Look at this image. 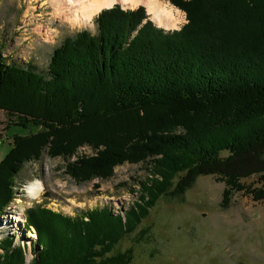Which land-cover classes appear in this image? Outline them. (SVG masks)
<instances>
[{"label": "trees", "instance_id": "obj_1", "mask_svg": "<svg viewBox=\"0 0 264 264\" xmlns=\"http://www.w3.org/2000/svg\"><path fill=\"white\" fill-rule=\"evenodd\" d=\"M166 1L185 14L179 30L156 28L141 6L115 5L96 15L95 34L55 46L45 71L0 56L6 128L30 130L11 137L0 161V216L15 200L17 173L43 154L65 160L77 184L149 158L161 179L124 214L109 205L69 216L32 204L23 212L24 232L35 236L31 264H130L131 250L115 253L116 245L147 217L143 207L174 196L188 175H221L224 205L233 192L264 200V0ZM83 147L93 155L77 156ZM12 244L0 240V264H25V247Z\"/></svg>", "mask_w": 264, "mask_h": 264}, {"label": "rangeland", "instance_id": "obj_2", "mask_svg": "<svg viewBox=\"0 0 264 264\" xmlns=\"http://www.w3.org/2000/svg\"><path fill=\"white\" fill-rule=\"evenodd\" d=\"M159 1L166 3L175 16V11H179L177 24L158 25L147 13L144 3L133 6L134 9L143 7L146 20L156 28L166 32L179 30L186 23L185 14L169 1ZM117 4L130 8L116 0L102 9ZM204 5H207L206 0ZM201 15L209 18L208 10ZM64 16L56 11L53 0H0V56L7 64H30L45 71L52 49L65 38L82 30L96 32L95 15L88 22L78 20V25L74 26ZM29 131L15 126L7 129L5 116L0 111V161L10 148L11 137L24 136ZM90 155L93 152L86 147L77 152V156ZM227 155V152L219 154L220 157ZM154 161L155 158H149L137 164L123 163L114 168L113 176L107 180L94 179L77 184L65 175V160L43 154L39 161L24 164L16 175L15 200L0 216V240L13 237L12 245L24 246V263L31 264L34 256L30 245L35 236L32 231V234L25 233L21 225L26 208L43 203L54 211L74 216L77 211L110 205L113 213L124 214L137 205L141 197L147 201L142 190L145 186L161 180L154 171ZM241 164L244 169L248 166L242 162L235 166ZM233 173L247 176L249 172ZM220 176L200 175L193 179L188 175L186 185L178 193L176 190L174 196L163 195L153 207H143L147 209V217L133 234L116 245L114 252L131 250L130 264H264V200L254 202L242 192H233L228 204L224 205L225 184ZM177 181L179 178L174 176L172 185L175 187L172 188H176ZM35 182L42 188L36 198L26 190ZM240 182L253 188L261 186L254 173Z\"/></svg>", "mask_w": 264, "mask_h": 264}, {"label": "bare ground", "instance_id": "obj_3", "mask_svg": "<svg viewBox=\"0 0 264 264\" xmlns=\"http://www.w3.org/2000/svg\"><path fill=\"white\" fill-rule=\"evenodd\" d=\"M116 0H53L55 4L56 11L59 15H65L64 18L68 20L72 26L78 25V20L80 22H88L92 20L93 15H98L104 7L109 6V3H113ZM122 4L130 5L129 7H124L119 4L123 9H134V4L144 3L147 13L151 15L152 19L161 26L170 27L172 23L177 24L178 19L176 16L179 14V11L176 10V16L174 15L172 9L168 7L166 3H163L159 0H117ZM115 6V5H114ZM113 7V6H112ZM111 8V7H109ZM106 8V9H109ZM137 8V7H136ZM58 9V10H57ZM65 12L67 14H65ZM77 18H75V17ZM27 193L31 197H38L40 191L42 190L39 182L31 183L27 188Z\"/></svg>", "mask_w": 264, "mask_h": 264}, {"label": "built area", "instance_id": "obj_4", "mask_svg": "<svg viewBox=\"0 0 264 264\" xmlns=\"http://www.w3.org/2000/svg\"><path fill=\"white\" fill-rule=\"evenodd\" d=\"M24 221H25V220H24V216H23V221H22V224H21L22 227H24ZM30 230L33 232V229H32V228H30ZM28 234H29V233H28ZM30 234H31V233H30Z\"/></svg>", "mask_w": 264, "mask_h": 264}]
</instances>
